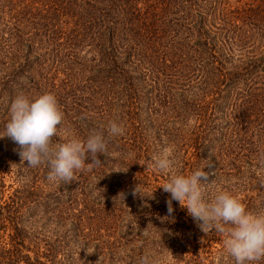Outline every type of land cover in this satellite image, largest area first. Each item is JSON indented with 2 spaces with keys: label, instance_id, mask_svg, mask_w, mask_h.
I'll list each match as a JSON object with an SVG mask.
<instances>
[{
  "label": "trees",
  "instance_id": "obj_1",
  "mask_svg": "<svg viewBox=\"0 0 264 264\" xmlns=\"http://www.w3.org/2000/svg\"><path fill=\"white\" fill-rule=\"evenodd\" d=\"M0 7L8 11L12 20L7 32L0 31V43L9 42V47L23 56L18 66H12L15 74L27 72L30 63L39 60L35 36L44 22L54 19L64 23L65 30L55 31L53 41L58 40L55 35L58 32L69 56L86 47L98 58L94 70H73L81 65L77 62L78 56L62 70L68 80L74 72L89 87L100 89L101 107L97 116L104 117L95 122L97 129L106 126L108 116H149L151 110L157 111L158 105L159 111L166 108L178 127L175 134L164 135L165 144L176 138L177 142L192 148L190 159L182 157V163L188 162L182 174L194 171L198 160L208 151L215 154L213 149L217 147V154L233 155L234 160L244 165L243 173L249 175V181L244 183V192L239 198L248 211L264 214V0H11L9 6L3 1ZM35 18L37 21L33 22ZM26 22L33 26L27 32L31 34L24 39L18 37L17 30L28 25ZM26 75L22 79H27L29 84L31 77L29 73ZM15 81H18L15 77L5 80L1 88L10 89L1 116L15 99L11 88ZM87 89L88 96H82L87 110L80 112L90 116L97 110L87 107L93 99V91ZM187 116L194 118L195 128L185 133ZM133 137L124 145L141 151L148 139L138 134ZM160 137L154 134L152 141L158 140V145H162ZM134 162L133 159L121 162L128 175ZM88 185L89 182L85 186ZM100 185H95L96 197L85 191L81 202L90 203L91 212L108 211L104 216L123 225L118 231V228L100 230L96 242L97 253L101 255L99 264H140L134 250L125 256L124 246L143 227H147L149 243L159 244L156 254H160L158 248L165 247L166 243L174 248L176 259L171 264H235L223 248L224 237L214 231L206 234L195 230L193 224L187 223L193 218L178 201H172L171 216L168 206H150L147 197L150 193L155 195V185L136 179L118 187ZM137 185L143 196L132 194ZM29 186L34 190L38 187ZM69 189L70 186L68 193ZM14 204L18 205V200ZM139 204L146 213L138 217L134 212ZM110 213H118L120 221ZM68 219L73 226V217ZM73 228L78 229V225ZM171 228L177 232L168 242L161 235H169ZM10 236L16 245L5 249L7 263L57 262L52 260L54 255L50 257L53 251L49 245L42 254L46 261L23 254L17 245L18 241L22 246L24 239L20 225L14 226ZM186 248L191 249V254H184ZM257 264H264V260Z\"/></svg>",
  "mask_w": 264,
  "mask_h": 264
},
{
  "label": "rangeland",
  "instance_id": "obj_2",
  "mask_svg": "<svg viewBox=\"0 0 264 264\" xmlns=\"http://www.w3.org/2000/svg\"><path fill=\"white\" fill-rule=\"evenodd\" d=\"M3 1L8 6L11 2V0H0V4ZM32 20H34L33 22L37 21L36 18ZM53 20H46L43 28H40L37 32L35 37L38 40L37 53L40 57L39 60L30 63V68L27 69V72L15 74L16 69H12V66H18L23 56L21 54L18 55L17 50L9 47V42L0 43V136L5 134V125L10 119L11 107L10 104L8 111L6 110L7 113L1 116L7 104V100L5 101L8 94L7 91L10 92L9 88L7 91L1 88L5 86V80L13 79V77L18 80L11 87L15 97L19 94H24L29 98H34L46 92L53 93L56 96L64 114L63 123L59 129L60 137L64 139L75 137L83 141L86 140L92 130H100L97 129V124L95 123L99 118L104 117L97 116L101 107L99 101L100 89L94 86L89 87L90 84H87L80 74L73 72V76L68 80L62 72L72 61H75L77 56L79 59L77 62L81 65L78 69L74 68L73 70H94L97 67V55L91 49L88 51L86 47H83L77 49L78 51L76 55H72L73 57L69 56L67 47L59 40L61 35L58 32L55 34L58 36V40L54 42L52 39L55 31L60 28L65 30V24H59L60 21L57 23ZM11 23L12 20L8 11L0 7V31L7 32L12 26ZM26 23L28 25L23 28L21 26L17 30L20 38L25 39L27 35L31 34V32H27L30 30L29 27L33 26V23ZM4 25L5 31L3 29ZM31 60L35 59L32 58ZM28 73V76L31 77L29 84L27 79H22ZM18 82H22V84L18 85ZM20 86L24 88L19 90ZM87 88L93 91L91 94L93 101L91 100L90 104L87 103V107L90 110H97V113L91 112L90 116L81 114V112L87 110L82 97L88 96ZM153 94L155 95V92ZM155 108L157 111L151 110V115L147 112L149 116H108V122L102 128L107 140L108 154L106 156L98 154L99 159L103 163L90 171L87 170L86 166V170L76 172V179L70 183L49 181L47 176L50 169L47 165L41 164L35 168L29 167L27 161H21L19 155L20 147L11 138L7 136L0 137V264H12L7 263L6 254L8 253L5 254L4 251L9 248V245H16L10 236L16 224L20 225L24 231L23 244L20 246L17 241V245L21 248V252L29 254L31 259L38 258L41 261H46L42 254L50 246V250L53 251L50 257L54 255L52 260L57 261L55 264H99L101 255L99 256L97 253L96 242L98 241L100 230L118 228V231L123 224L119 226L118 221L114 223L110 216H104L106 212L109 213L108 211H103L105 214H102L97 210V213H95L90 211L88 206L90 203L83 205L81 202L82 198L85 197L83 192H89V195L95 197L98 195L95 185L101 184L100 186L110 187L113 185V187H118L127 184L131 179H136L138 182H146L156 186L155 195L150 193V196L147 197V200L151 202L149 203L150 206L154 204L168 206L166 201L169 196L159 186L167 181V174L161 173L147 165L152 163L151 157L154 154L168 152L174 160L172 171L182 174L185 169L183 167H186L188 163H182V157L185 156L190 159L192 148L185 147L182 142H177L176 138L173 139V142L165 144L164 135L175 134L178 124L173 118L174 116H168L170 115L169 110L161 108L159 111L160 105ZM187 118L189 120L184 128L185 133L195 128L194 118L190 119L191 116H187ZM169 119L171 121H168ZM113 120L124 126L123 135L108 136V125ZM172 121H174L173 124L171 123ZM157 133L161 136L162 145H158V140L152 141L153 135ZM137 134L148 139L147 143H143L141 151H136L130 145H124ZM61 142H64V140L58 136L53 138L54 144ZM148 144L149 147L147 148ZM209 152L203 155L193 167V170L204 167L203 170L208 174L205 199H211L217 190H226L235 196H241L244 192V183L249 181V175L245 172L243 173L244 165H241L237 159L234 160L235 156L233 155L229 157L228 155L217 154V147L213 149L215 154L211 155L212 152ZM127 159L135 161L132 163L134 168L131 167L133 170L130 175H128L127 171H114L117 169L126 170V167L123 168L124 164L121 162H126ZM85 162L91 163V157L89 156ZM257 174H259L258 170ZM87 182H89V185L85 186ZM202 182L204 181L202 180ZM31 184H36L38 187L34 190L29 186ZM68 185L70 186V193L67 192ZM83 186L85 187L84 190ZM17 200L18 205H21L20 208L17 204H14ZM29 200L34 201L29 202ZM15 207L17 208L15 209ZM137 208L134 212L136 216L139 217L146 213L142 205L139 204ZM103 209L104 207H102ZM110 214L120 221L117 216L118 213ZM20 217L22 218V223H20ZM71 217L74 220L73 226L77 224L78 229H74L70 223L68 218ZM190 218L192 219L191 216ZM187 223L193 224L195 230H201L194 219ZM176 232L177 230L171 228L169 235L162 234L161 236L164 239H168L169 242ZM148 234L147 227H143L141 233L134 235L133 241L128 242L129 244L126 243V246H124L126 247L125 256L134 250L133 254H137L138 260H141L145 254H150L155 260L158 259L157 264L175 262L176 254L174 248L169 246V243H166L165 247L158 248L160 254H156V247L159 244H150ZM44 240L48 243L46 244ZM184 254H191V249L186 248ZM50 257L47 259L49 260ZM48 262L50 263V261ZM17 264H26V261H18Z\"/></svg>",
  "mask_w": 264,
  "mask_h": 264
},
{
  "label": "clouds",
  "instance_id": "obj_3",
  "mask_svg": "<svg viewBox=\"0 0 264 264\" xmlns=\"http://www.w3.org/2000/svg\"><path fill=\"white\" fill-rule=\"evenodd\" d=\"M63 119V111L53 93L46 92L34 98L19 94L11 104L10 119L3 136L11 138L20 147L21 161H27L29 167L47 165L49 181L70 183L76 179V172L86 170V166L90 171L103 163L98 154H108L107 140L102 130H92L83 141L75 137L64 139L59 136ZM124 131L121 123L109 122V137L121 136ZM57 136L64 142L54 144L53 138ZM89 156L91 163H86ZM151 161L148 167L168 176L159 186L170 194L166 201L169 216L174 211L172 201H178L202 232L214 231L224 237L223 248L234 258L235 264H257L264 260V214L248 211L238 196L226 190H217L210 200H206L208 174L204 167L188 175L173 172L174 160L168 152L154 154ZM132 194L143 196L138 185ZM140 264H157V261L145 254Z\"/></svg>",
  "mask_w": 264,
  "mask_h": 264
}]
</instances>
